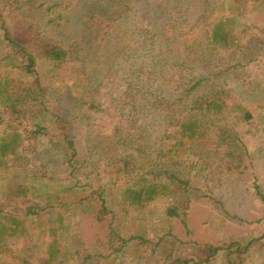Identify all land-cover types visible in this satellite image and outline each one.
Listing matches in <instances>:
<instances>
[{"label":"rangeland","instance_id":"rangeland-1","mask_svg":"<svg viewBox=\"0 0 264 264\" xmlns=\"http://www.w3.org/2000/svg\"><path fill=\"white\" fill-rule=\"evenodd\" d=\"M226 2L227 0H20L18 9L4 12L12 32L16 31L15 22H19L32 26L42 36L58 40L65 46L73 44L87 30V21L93 9L98 10L105 19L113 21L109 44L116 46L120 52L115 57L118 58L116 71L106 78L101 77V94L104 96L102 100L106 101L108 98L109 104L113 99L116 100L114 107H111V113L116 116L114 121H122L124 117L150 118L148 115H141L133 104H142L145 97L148 100L154 99L156 91H153L158 85L163 88L157 92L158 98H161L171 88L173 92L179 93L173 87L176 84L217 72H221L216 81L219 86L224 87L234 101L244 104L253 114V119L249 122H239L232 127L247 155L230 174H218L212 178L206 175L196 177V181L191 183L192 192L185 211L177 209L176 215L170 214L169 208L176 207L171 203L170 197H159L145 207L133 208L122 202L119 192L109 195L108 189H104L103 197L108 212L106 220L98 221L94 215L73 211L70 203L72 195L65 193L64 201L70 204L40 210L38 215L32 217L31 223L26 222L33 237L18 235L8 238L6 243L11 246L12 251L4 255V264H25L21 259L31 250L33 241H37L34 237L37 234L40 237V229L48 225L51 219H59V216L61 219L58 223L68 228L69 240L63 243L68 249H63L65 255H61L56 264H82L85 257L96 259L99 258V253L103 257L99 258L98 264H107V256L111 252L107 242L110 232L107 220L113 221V227L118 228L124 238L136 234L152 241L164 238L166 255L169 254L175 260L174 264H182L184 257L191 256L194 260L189 264H198L199 257H206L207 252L202 247L191 249L194 242L217 244L229 238L255 240L243 264H264V131L259 128L264 112V0H239L240 19L234 31L238 46L235 49L214 48L208 43V34L216 20V14L223 12L224 16H231ZM170 23L174 25L165 27L167 35L163 32V25ZM161 34L164 35L163 38H160ZM2 49L6 50L5 46ZM2 49L0 53L4 51ZM189 50L190 56L182 59V55ZM93 63L86 62V65L91 66ZM154 65L159 67L154 69ZM103 67L104 61L100 59L98 68ZM150 69L155 70L153 77L156 78L151 86V94L150 91L147 93L138 87L133 88V84L148 74ZM42 71L40 70V82L46 90V106L59 115L64 129L75 142L78 152L74 162L75 170L66 162L68 150L61 135L62 130L56 127L37 133L35 123L41 121L39 116L16 119L11 116L10 110H3L0 127L14 124L23 131L25 140L17 155L8 162L9 166L0 168V179L7 173L11 176L15 172L16 179L21 183H28L27 178L31 175L39 177L43 174L45 177L42 180L50 186L92 182L95 174L86 176L90 169V142L87 139L91 130L96 129L92 125L101 123L96 117H103L108 122L111 118L108 113H103L102 116L96 113L94 118H87L84 113L86 108L81 107L72 95L71 85L75 75L68 68L57 70L55 74L48 76ZM160 71L168 82L172 79L170 86L158 84L163 80L158 78ZM255 83L260 85V91L248 90L249 85ZM141 112L146 114L148 110ZM161 119L162 116L157 119L158 124ZM43 125L47 127L49 123L46 121ZM159 125L154 127L156 129L152 128L154 131L147 129L153 137L160 136ZM110 129L113 130V124L107 125L104 131L109 133ZM231 160L239 162L237 158L231 157ZM203 193L211 195L212 200L201 201L199 197ZM10 204L8 209L24 218L26 208L31 205L41 207L44 203L43 200L26 194L11 200ZM21 216L19 217L22 218ZM48 239L46 235L44 240ZM74 239L77 243H73ZM99 240L106 245L103 244L102 247ZM111 242L114 247L120 245L117 238ZM42 249L44 251L45 247ZM123 252L120 253V264H155L154 257L149 256L138 263V259L132 258V246ZM43 254L46 255L45 252ZM37 262V259L30 258L26 264H39ZM220 262L222 264L218 259L214 264Z\"/></svg>","mask_w":264,"mask_h":264},{"label":"trees","instance_id":"trees-1","mask_svg":"<svg viewBox=\"0 0 264 264\" xmlns=\"http://www.w3.org/2000/svg\"><path fill=\"white\" fill-rule=\"evenodd\" d=\"M19 2L20 0H0V49L4 46L6 48L0 53V115L10 110L11 116L16 119L39 116L40 123H35L37 133L56 127L62 130L61 135L69 152L66 154V162L74 170L78 155L75 142L64 129L59 115L46 106V90L40 82V70L48 76L55 74L57 70L68 68L75 75L71 85L72 95L81 107L86 108L84 113L87 118H94L96 113L101 116L108 113L111 121L96 117L101 123L92 125L97 132L91 130L87 139L90 142V169L86 176L95 174L92 182L50 186L42 180L45 177L43 174L39 177L31 175L27 178L28 183H21L16 179L15 172L11 176L7 173L0 179V264L6 263L4 255L12 251L11 246L6 243L8 238L18 235L33 237L26 222L31 223L32 217L38 215L40 210L71 203L73 211L94 215L98 221H104L108 210L103 191L108 189L109 195L119 192L122 202L133 208L145 207L159 197H170L171 203L176 207L169 208V213L176 215L177 209L185 211L188 208L193 187L191 183L196 181V177L206 175L212 178L218 174H230L247 155L232 127L239 122H249L253 119V114L244 104L234 101L224 87L219 86L216 81L221 72L176 84L173 87L179 93L173 92L171 88L170 92L158 98V90H163L158 84L170 86L172 83V79L168 82L160 71L158 78L163 80L153 91H156L154 99L148 100L145 97L142 104H133L141 115H148L150 118L124 117L122 121H114L116 116L111 113V107H114L116 100L113 99L109 104L108 98L103 101L104 96L101 94V77L106 78L116 71L118 58L115 57L120 52L116 46L109 44L113 21L105 19L98 10L93 9L87 21V30L73 44L65 46L58 40L42 36L32 26L19 22H15L16 31L12 32L4 12L18 9ZM226 4L231 16H224L223 12L216 14V20L208 34V43L214 48L235 49L238 44L234 31L240 19L241 6L239 0H227ZM168 25L174 24L163 25L165 34V27ZM163 37L161 34L160 38ZM186 56H190V50L182 55V59L187 58ZM100 59H103L105 65L101 69L98 68ZM90 61L96 64L87 66L86 62ZM158 67L154 65V69ZM154 71L150 69L148 74L133 84V88L138 87L151 94V86L156 79L153 77ZM250 89L258 91L260 85L250 84L248 90ZM143 110L148 112L143 114ZM160 116L161 126L157 123ZM46 121L49 123L47 127L43 125ZM112 124L113 130L105 132L107 125ZM157 125L161 127L158 128L161 134L153 137L148 130ZM259 128L264 131V112ZM24 140L23 131L14 124L0 127V168L9 166L8 162L17 155ZM231 157L237 158L239 162L231 160ZM101 163L103 166L99 167ZM65 193L72 195L70 203L64 201ZM26 194L43 200L44 204L41 207L29 206L23 218L8 207L11 200ZM212 198L204 193L199 197L206 202ZM60 219V216L59 219H51L48 225L40 229V237L38 234L34 237L37 241H33L31 250L25 253L26 257H22L23 263L34 258L39 264H56L61 255H65L63 249L68 248L63 243L69 240L68 228L58 223ZM106 222L110 229L107 242L111 251L107 256V264H120V253L131 246L134 248L132 258L138 259V263L149 256L154 257L155 264H174L175 260L169 254L166 255L164 238L152 241L138 234L124 238L118 228L113 227L112 220ZM46 235L48 240H44ZM115 238L120 241L118 247L112 245L111 241ZM73 243H77L76 239ZM98 243L102 247L105 244L100 240ZM254 243L255 240L251 238H229L217 244L194 242L191 249L202 247L207 252L205 258L199 257L198 264H214L218 259L222 264H243ZM101 257L103 256L99 253V258ZM99 258L90 260L87 256L82 264H98ZM193 260V256L184 257L181 262L189 264Z\"/></svg>","mask_w":264,"mask_h":264}]
</instances>
